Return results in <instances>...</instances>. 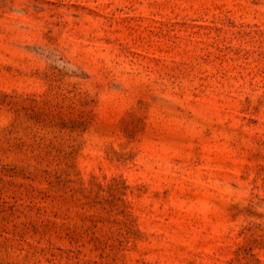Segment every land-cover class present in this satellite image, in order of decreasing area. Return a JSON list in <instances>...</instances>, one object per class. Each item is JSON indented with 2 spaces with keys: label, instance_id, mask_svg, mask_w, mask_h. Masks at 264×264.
<instances>
[{
  "label": "rangeland",
  "instance_id": "obj_1",
  "mask_svg": "<svg viewBox=\"0 0 264 264\" xmlns=\"http://www.w3.org/2000/svg\"><path fill=\"white\" fill-rule=\"evenodd\" d=\"M0 264H264V0H0Z\"/></svg>",
  "mask_w": 264,
  "mask_h": 264
}]
</instances>
